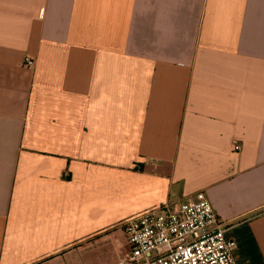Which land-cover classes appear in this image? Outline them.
Wrapping results in <instances>:
<instances>
[{"label": "crops", "instance_id": "obj_1", "mask_svg": "<svg viewBox=\"0 0 264 264\" xmlns=\"http://www.w3.org/2000/svg\"><path fill=\"white\" fill-rule=\"evenodd\" d=\"M199 191L264 264V0H0V264H116Z\"/></svg>", "mask_w": 264, "mask_h": 264}, {"label": "built area", "instance_id": "obj_2", "mask_svg": "<svg viewBox=\"0 0 264 264\" xmlns=\"http://www.w3.org/2000/svg\"><path fill=\"white\" fill-rule=\"evenodd\" d=\"M33 63L24 57L23 66ZM118 227L127 250L116 264H235V243L225 237V225L203 191L149 208Z\"/></svg>", "mask_w": 264, "mask_h": 264}]
</instances>
